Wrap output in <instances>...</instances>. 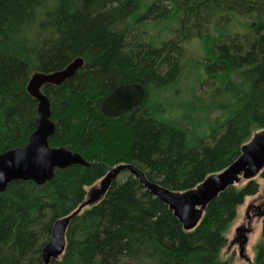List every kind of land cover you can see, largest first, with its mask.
Wrapping results in <instances>:
<instances>
[{
	"label": "trees",
	"instance_id": "obj_1",
	"mask_svg": "<svg viewBox=\"0 0 264 264\" xmlns=\"http://www.w3.org/2000/svg\"><path fill=\"white\" fill-rule=\"evenodd\" d=\"M75 59L83 66L72 78L41 92L55 124L49 146L88 165L0 193V264H43L54 222L110 167L133 165L185 192L226 169L264 128V0H0V154L35 130L30 77ZM130 84L144 90L140 105L104 116L102 100ZM120 175L71 219L64 253L50 264H228L220 261L226 233L258 193L255 181L221 193L187 232L137 179ZM262 233L246 264H264Z\"/></svg>",
	"mask_w": 264,
	"mask_h": 264
},
{
	"label": "water",
	"instance_id": "obj_2",
	"mask_svg": "<svg viewBox=\"0 0 264 264\" xmlns=\"http://www.w3.org/2000/svg\"><path fill=\"white\" fill-rule=\"evenodd\" d=\"M82 66L83 61L75 59L61 71L49 74L35 73L30 77L27 92L37 101L36 127L25 146L0 154V193H3L12 182H32L42 186L54 178L55 170L88 165L79 154L65 147L49 146L48 140L55 133V124L50 118L49 101L41 92L45 85L60 86L72 78ZM143 98L144 90L140 85H121L102 100L100 110L106 117H118L139 106ZM263 170L264 128L241 147L237 159L226 169L206 177L196 187L185 192L170 191L148 181L144 173L133 165L120 164L110 167L107 174L98 182V187L87 193L86 201L76 211L54 222L49 241L41 252L42 263L50 264L63 255L65 235L71 219L84 208L101 200L111 184L124 171L137 179L151 196L167 206L183 230L190 232L199 224L207 206L221 193L234 187L240 180H254Z\"/></svg>",
	"mask_w": 264,
	"mask_h": 264
},
{
	"label": "rangeland",
	"instance_id": "obj_3",
	"mask_svg": "<svg viewBox=\"0 0 264 264\" xmlns=\"http://www.w3.org/2000/svg\"><path fill=\"white\" fill-rule=\"evenodd\" d=\"M188 49L194 50L192 47ZM125 177V175H119L118 180L123 181ZM253 181L258 184V193L245 198L243 204L237 208L236 218L226 233L227 245L221 250L220 261L228 264L252 263L255 256V246L262 239L264 228V179L258 175ZM247 182L240 180L234 187L241 188ZM97 187L98 183L87 188L86 191L89 193Z\"/></svg>",
	"mask_w": 264,
	"mask_h": 264
}]
</instances>
